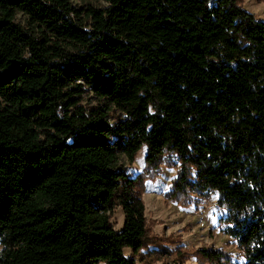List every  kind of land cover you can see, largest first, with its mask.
Segmentation results:
<instances>
[{"label": "trees", "instance_id": "obj_1", "mask_svg": "<svg viewBox=\"0 0 264 264\" xmlns=\"http://www.w3.org/2000/svg\"><path fill=\"white\" fill-rule=\"evenodd\" d=\"M103 1L0 0V264H135L144 181L175 161L165 200L215 192L222 233L264 264V23L238 0ZM142 145L129 177L118 158Z\"/></svg>", "mask_w": 264, "mask_h": 264}, {"label": "rangeland", "instance_id": "obj_2", "mask_svg": "<svg viewBox=\"0 0 264 264\" xmlns=\"http://www.w3.org/2000/svg\"><path fill=\"white\" fill-rule=\"evenodd\" d=\"M68 1L74 8H81L82 12L88 6L96 9L107 6L103 0ZM238 3L264 23V0H238ZM84 22L88 26L89 18H85ZM15 23L29 29L26 17L21 13L16 14ZM97 102L90 92L83 95L81 100V104L86 108L95 106ZM122 117V114L112 108L109 112V123L114 124ZM144 154L145 146L142 145L131 164L124 155H120L117 166L124 168L126 174L132 177L141 171ZM158 168L156 175L144 181L142 201L147 243L134 257L135 264H171L177 261H181V264H212L196 257L194 250L200 247L224 250L229 256V262L226 264H246L232 238L223 234L218 227V219L225 215V211L216 206V193L209 192L206 197H194L186 207L166 201L163 195L175 176L177 163L175 161V164L169 167L162 162ZM110 221L115 230L121 228L123 217L120 209L114 210ZM124 253L129 254V249L125 248Z\"/></svg>", "mask_w": 264, "mask_h": 264}]
</instances>
